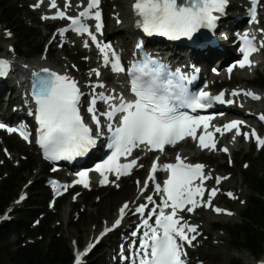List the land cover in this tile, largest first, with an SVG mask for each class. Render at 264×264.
I'll return each mask as SVG.
<instances>
[{
  "label": "snow or ice",
  "instance_id": "snow-or-ice-1",
  "mask_svg": "<svg viewBox=\"0 0 264 264\" xmlns=\"http://www.w3.org/2000/svg\"><path fill=\"white\" fill-rule=\"evenodd\" d=\"M43 2V0H41ZM100 0H88L84 10L78 17L67 16L66 11L60 10L55 16L44 19H68L71 21V27L78 33H87L93 42H96L97 48L103 54L105 66L111 64L112 70L115 72H123L125 69L121 66L119 57L115 55V51L111 50L110 44H101L97 41L96 35L89 27L82 22L81 18H91L97 21L95 28L100 32L103 25L101 21V13L99 9ZM227 4V0H134L133 10L137 16V26L144 33L151 36L158 34L166 36L169 39H180L181 37L191 38L192 34L201 27L213 28L215 21L219 18L214 13H223ZM257 0H252V14L255 17V5ZM38 6V5H37ZM66 6L70 5L69 3ZM51 7L57 8L56 0H51ZM95 9V11H93ZM68 31L67 28L61 29L63 33ZM10 35V34H9ZM246 47L243 60L240 67L246 65L251 66L250 56L258 51L253 42L245 37ZM88 44L85 42V47ZM142 48V43L137 45ZM115 58L114 60L112 58ZM154 63V62H153ZM11 68V62L7 59H0V76H6ZM48 73V69H43ZM93 72L99 76V71L93 69ZM164 67L162 65L149 69L148 64L143 66L133 65L131 69V91L136 99L126 101L121 95L115 97L112 95L99 94V99L109 103L110 110L101 113L107 118V131L110 134L109 148L114 149L112 156L102 165H98L96 171L104 176L102 183L108 182L106 173L114 172L117 179L121 175H129L131 169L137 165V160L132 159L128 163H119L121 156H130L133 150L140 145H144L149 151L158 150L163 153L166 145L175 146V144L186 137H192L199 140L201 148L215 149L216 144L213 141L214 133L208 132L209 122L213 117L190 116L183 112H178L179 107L206 108L211 106L213 100L225 103V93L212 96L206 91H201L197 96H189L185 89L176 85L179 92L172 94L173 80H163ZM231 71V69H229ZM147 78V79H146ZM103 87L104 85H97ZM239 92H233L232 95H239ZM245 95L252 96L253 99H260L259 96L245 92ZM38 105V115L36 117L39 124V143L44 149L47 159L57 160L62 158L71 159L75 156L85 154L90 148L96 144L97 137L94 136L93 129L85 124L83 117L80 115L79 102L82 95L77 82L68 75H61L51 72L48 78L40 81L38 90L33 92ZM113 100H119L118 104L111 103ZM172 100L179 101V104L173 106ZM229 100L227 103H232ZM97 97L93 96L87 111L91 113V119L97 128V135L100 132V117L97 115L95 105ZM117 113H122L117 124L112 121ZM264 119V115L261 116ZM242 121L234 120L223 125V129L232 131L236 129V134L240 135V125ZM201 126L204 129L203 134L197 137L196 133ZM6 125L0 123V129ZM7 131L17 132L28 140L29 136L23 129L8 127ZM215 132L223 134L220 127L215 128ZM254 135V133H253ZM247 138V134L245 133ZM260 146L264 147V139L256 137ZM207 141V142H206ZM228 152L227 147L222 149ZM158 161L151 165V173L149 180L155 181V173L158 171ZM143 167V165H140ZM160 170L169 172L168 179L163 181V187L160 183H155V192L160 195L161 203L156 208L151 209L153 215L156 216L154 225L149 223V219L143 220V227L147 229L143 232V240L139 247L140 252L136 253L132 258V264H185L183 257L187 255L184 246L181 243L186 242L191 245L196 239V225H190L183 220L178 213L181 211L193 212L197 207L201 206L203 195L206 189L203 184L205 180L212 179L210 175L204 172L205 165L185 163L180 155L176 156V163H166L159 166ZM80 179L76 183H83L84 187H89L87 180L88 173L80 172ZM227 179V177H217L216 182ZM196 180L200 184H194ZM139 185V181H137ZM119 185H117L118 187ZM67 188V185L64 186ZM145 183L142 192L146 190ZM217 188L210 190V195L214 197ZM232 195V193H228ZM198 197L200 199H198ZM147 200L155 204L152 196H148ZM211 207V200L205 201ZM190 205V206H189ZM129 204L125 203L119 209V218H117L111 227H106V234L119 227ZM147 208L146 204H140L135 213L143 214ZM158 209V211H157ZM166 209L170 212L166 213ZM217 213L224 212L220 208L214 209ZM231 215V213H227ZM183 221V222H182ZM133 236L137 232L132 233ZM94 244L88 246V250ZM82 253H77V264H81L79 257Z\"/></svg>",
  "mask_w": 264,
  "mask_h": 264
},
{
  "label": "rangeland",
  "instance_id": "rangeland-1",
  "mask_svg": "<svg viewBox=\"0 0 264 264\" xmlns=\"http://www.w3.org/2000/svg\"><path fill=\"white\" fill-rule=\"evenodd\" d=\"M235 2H246L245 0H233ZM13 3L17 4L22 9V13L17 19V25L10 26L1 22L0 16V56H16L18 61L25 63L26 61L32 62L35 60L44 59L46 61L55 62L59 64V67L71 71L76 79L82 80L86 90L89 89L95 79H84L83 76L86 73L81 71H90L95 67L96 62H88V53L80 46L75 45V41L68 40L67 46L69 47V53H66V48L63 47L64 40L54 37L53 31L59 30L62 26L67 25L68 22L55 21L45 22L42 14V10H36V0H13ZM264 4V3H263ZM131 5V4H129ZM103 10L107 15V11L111 9H117L118 6L113 4V0H103ZM249 5L244 6L243 14L248 11ZM259 17L260 26L258 30H262L264 34V10H260ZM25 24L29 30L27 33L28 38L21 40L20 24ZM10 34V35H9ZM118 40L127 34H118ZM117 40V41H118ZM21 44L23 47V54L17 56V48ZM42 45L41 51H36L38 46ZM40 53V54H39ZM62 58V59H61ZM264 58V53L262 55ZM213 65V64H212ZM211 67L207 66L205 72L211 73ZM258 77V78H257ZM264 77V59L262 65L257 70V76L253 71H250L248 77L239 80L235 75L230 77V81L225 84L217 85L216 88H230L235 86H243L248 89L255 90L260 93H264V86H256L254 82L256 79ZM253 80V81H252ZM253 82L254 85L250 83ZM256 84V85H255ZM7 94L2 95V101H0V116H6L10 114L11 108L6 109ZM261 104V105H260ZM259 106L264 108V102H261ZM257 106V107H259ZM256 113V112H255ZM251 114L249 121L254 123L256 115ZM246 134L250 133V128L244 129ZM264 133V126L262 127ZM229 136L221 138L216 150L212 153H198L197 149L190 151L189 156L193 157L191 160L200 159L205 163V166L214 174H223L225 176L231 175L232 177L227 181V187L229 188L222 197L217 198L216 205L211 210H200L195 216L187 217L192 222V225L197 227V238L195 244L190 248L192 251L191 258L193 264L200 261L202 264H234L233 260L239 259L243 264H248V258L254 261V257L251 256L249 251L236 250L230 241L229 227L232 224L241 222V214L248 204V199L254 192V185L250 179L246 178V174L257 175L261 174L264 170V147L259 149L245 143L244 140L239 143V147L236 148L233 153H226L222 149L226 147ZM176 149L171 151V157ZM150 160L147 161L146 165ZM36 164L31 172L26 171L24 173V180L21 182L18 190L17 198L13 204L17 202V205L12 206L11 217H15L18 209L30 208V200L46 201L45 204L36 206L35 210L40 214L30 224L31 228H37L40 226L45 218H55L52 225V232L44 238L43 236H37L35 238L28 237L25 240L27 245L32 243H40L41 246L48 245L50 243H67L72 251L79 247V249L85 248L86 244L93 239L105 225H108L115 219L103 212L97 213V200L102 198L105 194L111 192H119L127 190L131 186H137V181H141L142 176L136 171L129 177L123 178L120 183H115L111 186L100 187L95 184L91 189H74L70 193L59 199L54 208L48 205L49 198L52 193L48 186L49 174L58 175L59 173L51 170L48 165L43 162L36 150L32 146L24 143L18 139L15 135L0 133V167H4L3 172H0V179L11 174L14 170H17L19 166L25 164ZM123 184L122 189H118ZM41 187L37 190L35 188ZM26 193L27 197L23 194ZM235 196L234 199H230V195ZM150 196V195H148ZM147 196V197H148ZM131 196L129 192L121 196L116 203H114L113 211L117 213L118 208L125 200H130ZM142 203V202H141ZM139 205V204H138ZM216 207H223L224 210L231 215L212 214ZM15 213V214H14ZM216 213V211H215ZM44 218V219H43ZM38 219L40 222L38 223ZM134 227H129L126 231H120V228L112 232L109 236L105 237L101 243L97 244V249L100 253L96 257L102 264H127L125 257L127 253H122L120 246L123 245L124 237H130L133 233ZM19 241L18 236H13L12 242L15 244L14 249H17ZM40 246V247H41ZM119 247L117 250L116 247ZM129 246H132L129 243ZM248 257V258H246ZM259 259H264V254ZM256 259V260H259Z\"/></svg>",
  "mask_w": 264,
  "mask_h": 264
},
{
  "label": "bare ground",
  "instance_id": "bare-ground-1",
  "mask_svg": "<svg viewBox=\"0 0 264 264\" xmlns=\"http://www.w3.org/2000/svg\"><path fill=\"white\" fill-rule=\"evenodd\" d=\"M77 1L81 3L82 0H77ZM131 1L132 0H113V4L118 6V8L117 9L113 8L110 11H107V15H106V26L109 28L108 36H111L112 34H115L114 37H112V39H113L115 37H118L117 33L118 34H127L126 37L123 36L121 42L119 40L116 42V45L120 48V50H125L124 51L125 54H128L127 49L131 46V40H130L129 36L137 34V29L135 28L134 21L132 20L133 10H132V7L129 5ZM58 2H59V4L61 6H64L65 9L67 11H69L71 14L72 13H76L78 11L72 4L74 2V0H70V5L71 6H66L69 3V0H58ZM45 3H46L45 1L41 2V0H36V6H35L36 10H42V14H43L42 18L43 19H44L45 16L52 17L53 14L55 13V10H56V9H53V11L50 12L49 11V7ZM244 6H245V2H240L239 3V2H235L233 0H229V2L227 4V17L222 20L221 26H220V29H219V34L221 35L223 46L228 47L229 46V40H230L227 37V35L225 34V26H226L227 20L228 19H234L236 11H239V13L242 14ZM44 21L52 23V22H55L56 20L49 18V19H44ZM66 21H68V19ZM64 28H67L68 31H65L63 33L58 32L57 37L60 38L61 40L65 39V41L63 42V47L66 48V53H69L70 49L67 46V38H69L71 36V30H70L69 24L63 26L61 29H64ZM111 28H112V30H111ZM71 39L75 41V43H74L75 45L80 46L83 50H85L89 54L88 58H87L88 62H91V63L92 62H96L95 67H93L90 71H84V70L81 71V73H83V74L86 73L83 76L84 79H88V80L95 79V81L91 84V86L87 90V92L92 94L93 92H95V91L100 89V88H95L97 82L105 81L106 79L110 78L111 64H109L106 67L102 66L103 65V58L100 55V51L96 50L93 47H91V45L85 47V42L86 41H84L83 38L75 36V37H71ZM71 39L69 38L68 40H71ZM229 49L231 51V54H233L232 46ZM11 60H13L15 62V65H17V67H22V68H26V69L28 68V66H26L27 64L23 63L21 61H18L16 56H11ZM43 60H45V58L41 59L40 61H42V63L48 64V65H52V67H57V68L59 67L60 62H58V63L54 62V63L50 64L47 61L45 62ZM217 61H221L220 57L209 56L208 60L204 61L202 63L193 61V66H196L197 64H201L202 68L205 70V68L210 63H215ZM33 63L34 62H32V64ZM224 63L225 62L222 61V64H224ZM246 68H247V66H245L243 68L238 66L236 68V70L234 71V74L231 77H233L234 75L236 77H238V78L247 77L249 72H248V74H245V72L247 71ZM93 69H97L99 71V73H100L99 76H97L96 73L92 71ZM62 70H64V69H62ZM64 71L67 74H70V72H71V71L68 72L67 70H64ZM25 75H26V73H25ZM208 79L211 80L214 83V82H217V81H221L223 79V76H222V74H219V75L210 74ZM80 82H82V80H80ZM121 82H122V79L119 77L116 82H113V84L116 83L117 84V88H119L121 90H125V87L121 84ZM10 84L11 85H10V87H8V92L6 91V93H7V98H6L7 99L6 100L7 101V107L11 108V111H13L14 112L13 114L15 116H17V117L26 116V108H27L28 103H27V100L25 98L23 87L21 85H19L18 83H16V82H13V83H10ZM82 84L84 85L83 82H82ZM106 90L109 91V92H107V94L112 95V96L114 94L118 93V91H116L115 87L112 84L109 85V87H106ZM233 90H240V94L236 96V103H235V105L233 107V111L230 112V114L228 113L227 115L234 116V114H235L234 110H240L241 112H244V114H250V113L254 114L256 112L255 113L256 116L259 113H264V108H261V107H259L257 109L253 108V106H259V104L261 102H264V93H260V92H257L255 90H253L251 93H253L255 95L257 94L260 97V99H253L252 96H250V95H248V96H243L242 95L243 90H248V92H249L251 89H248V88L243 87V86H235V87H230V88L226 89V92H227V97L226 98L227 99H229V94ZM246 98H247V101L251 104V106L242 107L240 102H242L243 100H241V99H246ZM14 106H16V109L12 110V107L14 108ZM17 112H20V114H18ZM246 116H249V117H246L247 119L251 118L250 115H246ZM230 121H231V119L227 120L225 122V124L229 123ZM217 125H220V122H218ZM247 126H248L247 123L243 122L240 125V133L241 134L237 135L236 131H235L234 132V136L232 137L231 143L229 142V140H227L228 144L226 146H227V149H228V153H233L234 149L239 147V143H241L242 140H244L245 143H247L250 146H252L253 139L249 138L248 136L246 138V136H245L244 129ZM222 132H223V134H221V133L218 134L219 142L221 141V138H223V136L225 134L224 130H222ZM250 133H251V131H250ZM189 145L190 144L188 142H186V143L183 142L181 144H178L176 147H173L172 149H176V152H180L186 157L188 156V159L190 160L193 157V155L189 156V154H191L190 151L187 150V147ZM102 146L103 145L101 143H99L98 148H101ZM197 151H200V153H202L201 150H197ZM136 155L139 157V162H138V164L135 167V171L138 174H141V176H142L141 184H139L137 186L133 185L129 189H127L126 191L125 190H122V191H119V192H111L110 191L109 194H105L102 198L97 200L96 207H97V213L98 214L103 212L104 214H106V215H108L110 217H115V219H113V221L111 223L106 225V227L113 225L115 220L117 218H119L118 211H117V213L116 212L114 213L112 205L114 203H116L121 196H123L124 194L129 192V195L131 196V199H130L131 202H130L128 211H127V213L125 214V216L123 218V222H122L121 226L119 227L120 231L128 230V228L130 227V223H128V218H131L133 216V214H134L135 217H138L140 215L139 213H135V209L137 207L136 206L133 207V205L139 204L140 202H142L146 198V195L148 193H152V191H153L152 190L153 189L152 185L157 182V180L159 179L160 174L163 171V170H160V168H159V166L162 165L161 161L162 160H167V161L170 160L167 157V153H163L162 154L161 160L158 161V171L154 174L155 175V181H152V180L148 179L150 174H148L147 172H149V171L146 170V166H147L146 163L148 161L147 155H143L142 151H137ZM174 155H173V157H174ZM156 158L157 157H155L152 161L153 162L156 161ZM150 162H151V160L149 161V163ZM153 162H151V163L153 164ZM140 165H143V167H141ZM150 170H151V166H150ZM206 170L211 175V177L214 176V181H215V179L217 177H227V179H222V182L219 185L216 186V188L219 191V194L222 197L223 193H225V191H227L229 189L227 187V181L232 177V174L228 175V176H225L223 174H217L216 175L213 172H211L207 167H206ZM116 183H120V180H117ZM145 183H147L148 188H147L146 191L142 192V189L144 188ZM92 184H94V185L95 184H99V181H96L94 179L92 181L91 185ZM123 187H124L123 184H121L118 189H122ZM144 202L146 203V201H144ZM13 205H17V202H15ZM218 208L224 210L223 207H218ZM222 213L223 212H221L220 214H222ZM227 213L228 212L225 211L223 214L224 215H229ZM212 214L216 215L218 213L217 212L215 213V211H214V212H212ZM104 227L100 231H102L104 229ZM99 232L96 233V235L93 237V239L91 241H89L86 244L85 247H87L88 244L94 242V240L97 237V235L99 234ZM132 238H133V236H132ZM116 248H117V250L119 249L118 246ZM121 249L123 251L122 253L131 252V248L126 246V245L120 246V250ZM246 258H248V257H246ZM126 259L129 260V256H127ZM247 263L248 264H264V259H260L259 261L258 260L252 261L251 259L248 258ZM116 264H121V262L118 261V262H116Z\"/></svg>",
  "mask_w": 264,
  "mask_h": 264
},
{
  "label": "trees",
  "instance_id": "trees-1",
  "mask_svg": "<svg viewBox=\"0 0 264 264\" xmlns=\"http://www.w3.org/2000/svg\"><path fill=\"white\" fill-rule=\"evenodd\" d=\"M22 9L13 0H0L1 21L6 25H17V19ZM21 40L25 41L29 33L25 24H20ZM21 44L18 51L23 53ZM42 45L36 51H42ZM258 84L264 86V77ZM264 158V156H263ZM36 164H25L11 174L0 179V215L10 206L11 202L18 195L21 182L24 180V173L31 172ZM4 167H0L2 173ZM254 185V192L248 199V204L241 214V222L232 224L229 227L230 241L233 247L239 251H249L255 258L264 254V170L257 175L246 174ZM37 190L41 187L35 188ZM45 204V201L30 200V208L19 209L17 218L4 219L0 221V264H71L73 253L67 243L42 244L32 243L27 245L26 238L39 235L46 238L52 232V225L55 218L47 217L36 229H32L30 222L37 216L36 206ZM13 236H18V248L14 249ZM24 243V244H23ZM41 246V247H40ZM100 250H96L83 264H102L96 259ZM234 264H243L239 259L233 260Z\"/></svg>",
  "mask_w": 264,
  "mask_h": 264
}]
</instances>
